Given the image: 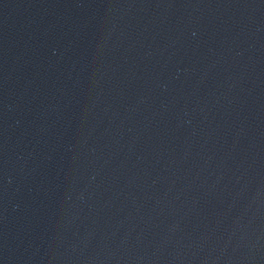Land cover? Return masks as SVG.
<instances>
[{
    "label": "water",
    "instance_id": "1",
    "mask_svg": "<svg viewBox=\"0 0 264 264\" xmlns=\"http://www.w3.org/2000/svg\"><path fill=\"white\" fill-rule=\"evenodd\" d=\"M0 264H264V0H0Z\"/></svg>",
    "mask_w": 264,
    "mask_h": 264
}]
</instances>
